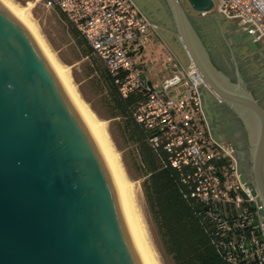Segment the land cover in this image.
I'll return each instance as SVG.
<instances>
[{"label": "water", "instance_id": "1", "mask_svg": "<svg viewBox=\"0 0 264 264\" xmlns=\"http://www.w3.org/2000/svg\"><path fill=\"white\" fill-rule=\"evenodd\" d=\"M188 56L217 101L242 122L252 180L244 188L264 216V104L215 67L180 0H161ZM204 11L213 0H186ZM234 45L264 46L243 20L227 27ZM147 85L152 82L143 75ZM264 218V217H262ZM0 264H147L110 161L28 29L0 2Z\"/></svg>", "mask_w": 264, "mask_h": 264}, {"label": "built area", "instance_id": "2", "mask_svg": "<svg viewBox=\"0 0 264 264\" xmlns=\"http://www.w3.org/2000/svg\"><path fill=\"white\" fill-rule=\"evenodd\" d=\"M47 8L63 13L93 50L102 59L126 96L130 91L146 86L147 99L134 112L135 119L151 134L150 141L166 144L175 166L193 163L197 166L196 193L205 199L230 201L236 204L254 205V228L264 235V218L259 210L262 205L244 188L239 180L238 150L229 141L213 140L206 128L204 94L208 90L201 74L195 68L188 70L173 55L169 60L173 75L159 83L147 85L139 57L150 30L157 24L145 17L133 0H41ZM218 11L225 18L243 20L248 34L264 46V0H217ZM182 82L183 95L174 96L170 88ZM225 156L227 164L220 167L208 163L211 159ZM248 241L241 242V250L247 251ZM262 252L264 244L253 238Z\"/></svg>", "mask_w": 264, "mask_h": 264}, {"label": "trees", "instance_id": "3", "mask_svg": "<svg viewBox=\"0 0 264 264\" xmlns=\"http://www.w3.org/2000/svg\"><path fill=\"white\" fill-rule=\"evenodd\" d=\"M68 23L79 50L78 58H87L84 74L90 78V90L99 96V105L93 104L92 108L112 119L124 142L134 146V165L162 254L171 264H264L262 252L251 245L254 237L264 244V235L254 228V205L198 196L197 166L173 165L166 144H153L150 132L134 117L137 107L147 99L149 88L141 86L122 95L117 76L84 35ZM228 73L233 76L232 67ZM238 121L241 123L239 118ZM228 161L222 156L208 163L220 167ZM245 239L247 251H242L240 245Z\"/></svg>", "mask_w": 264, "mask_h": 264}, {"label": "rangeland", "instance_id": "4", "mask_svg": "<svg viewBox=\"0 0 264 264\" xmlns=\"http://www.w3.org/2000/svg\"><path fill=\"white\" fill-rule=\"evenodd\" d=\"M9 1L18 7H27L26 16L35 26L37 34L41 37L40 39H43V43L56 63L65 69L64 72L67 74L65 76L68 82L101 126L126 186L131 209L138 224L142 240L154 264H171L170 260L162 254L147 212L141 188V178H139L134 165L137 159L134 146L131 143L124 142L119 131L115 129L112 119L101 116L104 113L102 110H99L100 113H98L92 108L93 104L99 105V96L94 95L90 90L88 82L90 78L85 77L84 74L87 58H78L79 50L76 46V40L71 34L70 24L57 9L45 7L41 0ZM133 1L137 7L144 9L148 14L151 13L159 21H164V18L167 16H165L166 9L161 0ZM180 1L186 9L190 8L186 0ZM188 14L192 15V18H189L190 22L208 53L222 63L225 71L229 70L223 60L226 59L229 62L233 58L231 57V42L228 39L229 31L224 16L218 11V1L213 0V6L207 13L188 9ZM155 23L158 26L157 28L162 26L157 21ZM159 45L160 43L156 42L155 38H153L150 43H146L143 51L146 62L148 65L151 64L144 74L153 83H159L162 78L166 77L164 75L166 73L163 69L162 60H157L154 66V59H157L158 54H160ZM232 49L235 50L241 73L247 75L246 78L243 77L244 82L246 80L251 81V83L246 84L247 89L264 104V78L261 77L260 79L262 72L255 65L256 54L249 51L242 52L239 47ZM135 58L139 60V57ZM175 72L172 70L170 75H173ZM248 73L255 75V79L251 80ZM170 75L167 74V76ZM170 92L174 96L183 95L185 92L184 84L182 82L177 83L170 88ZM233 113L235 112L226 104L217 108V113L212 117V122L216 123V129L221 133H230L232 130H236L239 121L237 116L236 119L234 118Z\"/></svg>", "mask_w": 264, "mask_h": 264}, {"label": "crops", "instance_id": "5", "mask_svg": "<svg viewBox=\"0 0 264 264\" xmlns=\"http://www.w3.org/2000/svg\"><path fill=\"white\" fill-rule=\"evenodd\" d=\"M134 2V1H133ZM137 6V5H136ZM138 9L140 10V12L147 17L150 21H157L158 23H161V27L160 28H154L150 30V34L148 39L145 41L143 47L141 48L140 51V55H139V60H140V65L143 68V72L145 73V71H147L149 69L148 63L146 62V58L145 55H143V51L145 48V45L147 42H151V40L153 38H155L156 42L160 43V54H158L159 56L157 57V59H154V66H155V62L157 60H162V65H163V69L164 72L167 76L170 75V73L172 72V67L170 66V62L169 60L171 59V57L173 55H175L179 61L183 64V65H189V59L188 56L177 36V30L174 26V24L172 23L167 11H165V17L164 21H159L156 17H154L151 13L148 14L147 11H145L144 9L138 7ZM166 9V8H165ZM145 12V13H144ZM225 22L227 27L229 26V23H232L234 21H238L237 19L234 18H225ZM257 56L259 55V51H256ZM264 52V51H262ZM183 54V56H182ZM262 56H264V53H262ZM148 79V78H147ZM149 80V79H148ZM161 80V79H160ZM152 83L153 81L150 80ZM158 83V82H156ZM217 102L219 103V101H217V99L214 97L213 94L210 93V91H205L204 94V109H205V117L207 118L206 121V128H207V132L209 133L210 137L213 140H220V141H229L231 143H233L237 150L242 152L245 148H246V140H245V136L243 135L245 133V128L241 123H239L240 128L242 131L241 136H236L233 131H231L230 133H221L219 130L216 129V123L212 122V117L215 115V113H217V109H216V104ZM234 118L235 115L233 114ZM240 137V138H239ZM242 137V138H241ZM242 165L239 164V167H241Z\"/></svg>", "mask_w": 264, "mask_h": 264}, {"label": "bare ground", "instance_id": "6", "mask_svg": "<svg viewBox=\"0 0 264 264\" xmlns=\"http://www.w3.org/2000/svg\"><path fill=\"white\" fill-rule=\"evenodd\" d=\"M0 2L28 29V31L31 33V35L33 36V38L35 39V41L38 43L41 51L43 52V54L45 55L46 59L48 60V62L50 63L51 67L53 68L55 74L57 75L60 83L62 84L63 88L65 89L67 95L69 96L70 100L72 101V103L74 104V106L76 107V109L78 110V112L82 115V117L86 120V122L89 124V126L92 128V130L94 131V133L96 134L97 138L99 139L109 161L110 164L114 170V173L116 175L119 187L121 189L122 195H123V199L132 223V227L133 230L135 232L137 241L139 243L140 249L145 257V260L147 262V264H154L148 249L146 248L140 231H139V227L138 224L135 220V216L132 212L131 209V204H130V200L127 194V189L126 186L124 184V181L122 179V176L118 170L117 167V163L116 160L113 156V153L110 149L108 140L101 128V126L98 124V122L94 119L93 115L91 114V112L89 111V109L86 107V105L84 104V102H82L81 98H79V96L77 95V92H75V90L73 89V87L71 86V84L68 82L67 78L65 75H67L64 71L65 69L62 68L59 64L56 63V61L54 60V58L52 57V55L49 53L47 47L45 46V44L43 43V39L41 40L39 37V35L36 32V28L33 25V23L29 20V18H27L26 16V10L27 7L23 6V7H18L16 6V4L14 5L13 3H11L9 0H0Z\"/></svg>", "mask_w": 264, "mask_h": 264}, {"label": "flooded vegetation", "instance_id": "7", "mask_svg": "<svg viewBox=\"0 0 264 264\" xmlns=\"http://www.w3.org/2000/svg\"><path fill=\"white\" fill-rule=\"evenodd\" d=\"M188 9H191V8H188ZM188 9H187V11H188ZM189 18H192V15H189ZM229 31V30H228ZM229 34V36H228V39H229V42H231V39H230V37H231V35H230V32L228 33ZM232 48H237V47H239L240 45H234L232 42H231V45H230ZM234 51V53H235V50H233ZM250 53H257V52H254V51H250V50H248ZM248 54V53H247ZM235 55H236V53H235ZM246 55V54H245ZM257 55V54H256ZM209 57H210V60H211V62H212V64L215 66V67H217L219 70H221V71H224L225 73H226V75H228L232 80H235V78H236V72H235V66H234V60H233V58L232 59H230L229 60V62H228V60H223V61H225V65L228 67V69L229 70H231V67H232V69H233V76H231L228 72H229V70H226L225 71V69L223 68V65H222V63L221 62H219L217 59H215L212 55H210L209 54ZM232 57V56H231ZM249 75H250V79L251 80H254L255 78V75H251L250 73H248ZM242 75H243V77H245L246 78V76L247 75H245V74H243L242 73ZM261 76L262 75H260V79H261ZM249 83H251V81H249V80H246V82H245V84H249ZM207 91H209V90H207ZM221 106H225V104L224 103H221V102H217V104H216V109L217 108H219V107H221ZM235 115V114H234ZM235 117H236V115H235ZM236 119V118H235ZM205 120L207 121V118L205 117ZM237 121V120H236ZM233 131V133L236 135V136H241V133L242 132H240V131H242L241 130V128H240V125L238 124V126L236 127V130L234 129V130H232ZM244 136H245V140H246V148L242 151V152H240V151H238L237 153H238V168H239V170H240V172H243L244 174H245V176H246V179L247 180H252L253 179V174H252V170H251V159H250V148H249V141H248V137H247V134H246V131H245V133L243 134ZM240 138V137H239ZM242 138V137H241ZM239 164L240 165H242L241 167H239ZM261 217H264V216H262L261 215Z\"/></svg>", "mask_w": 264, "mask_h": 264}]
</instances>
